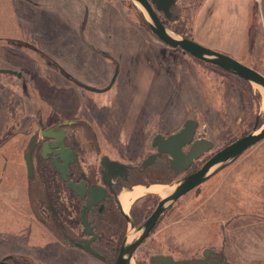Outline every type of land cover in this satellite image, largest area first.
Segmentation results:
<instances>
[{
	"label": "rangeland",
	"instance_id": "1",
	"mask_svg": "<svg viewBox=\"0 0 264 264\" xmlns=\"http://www.w3.org/2000/svg\"><path fill=\"white\" fill-rule=\"evenodd\" d=\"M196 1L178 0L173 8L178 19L165 20L159 12L163 23L173 33L182 37L189 33L198 44L264 71V10L256 13V26L250 27V37L243 43L251 6L258 7L264 0H203L198 9ZM145 19L130 0H0V69L22 74L21 78L0 74V155L4 152L11 163L6 176H20L21 171L20 193L29 188L23 158L29 135L16 136L32 120L47 127L85 107L86 117L100 130L111 111L119 117L103 123L123 133L113 137L116 144L104 154L125 160L142 154L135 149L136 132L149 134L152 141L158 133L167 137L194 120L196 134L206 129L213 147L184 176L255 125L264 126L263 92L167 46ZM82 31L95 50L113 56L114 62L95 58L82 41ZM115 66L120 76L108 93L93 94L69 85L62 75L107 87ZM99 67L104 69L100 76L96 75ZM78 96L84 103L78 102ZM164 169V177L151 174L161 187L177 180L169 168ZM153 196L157 205L161 196ZM156 226L146 239L166 249L175 246L201 256L203 249L218 248L225 250L232 264H264V140L179 198Z\"/></svg>",
	"mask_w": 264,
	"mask_h": 264
},
{
	"label": "flooded vegetation",
	"instance_id": "2",
	"mask_svg": "<svg viewBox=\"0 0 264 264\" xmlns=\"http://www.w3.org/2000/svg\"><path fill=\"white\" fill-rule=\"evenodd\" d=\"M83 43L89 47L95 58L99 60L109 59L114 62L113 56L95 50L87 41L86 43L83 41ZM115 68L116 70L107 87H96L92 84L79 82L77 79L64 74L65 72L62 75L69 85H75L85 91L88 90L80 86V84L103 90L111 85L115 77L113 85L104 92L108 93L113 90L120 76L118 67L115 66ZM96 73V75L99 74L98 76H100L104 73V69L99 67L96 69ZM129 76L130 73H128V78ZM88 92L95 94L92 91ZM115 99H119V97ZM77 100L78 102H83L80 96L77 97ZM117 102L116 100L114 103ZM83 108L79 110L77 115L52 123L47 127H44L40 122L32 120L28 129L21 130L16 136L17 138L29 135L28 144L32 138L37 140L32 153L33 180L28 178L25 153L23 156L26 166V177L29 181V188H27L26 194L20 193L23 189L21 171L18 169L20 176L17 174L16 177L6 176L11 163H9V158L4 152L0 155V262L6 264H117L124 238L131 229L126 216L138 228L152 215L155 210L152 212V207H157L159 202H157V205L154 204L156 199L153 196L154 194H143L137 200H132L127 213L121 204V200L123 195L140 187L151 186L152 188L156 187L155 184H159L158 187H161L159 179L158 181L151 180V174H155L160 178L166 176L167 173L164 168L167 166L162 161L168 162V155L161 153V158L158 162L152 164L148 169H143L144 160L151 155L160 153L158 148L153 145V140L149 139V134L144 135L145 133L143 132H136L139 142H136L135 149L138 153L142 152L141 155H136V158L125 160L114 158L108 153L104 154L108 146L112 148L116 144V140L113 137L122 136L123 131L119 132L117 129H109V125H105L103 122H111L113 121L112 118L115 119L119 116L110 114L111 111L107 112L109 117L101 121L100 130H95L91 121L86 117ZM78 121L87 123L91 129L81 124L60 125V129L64 131L65 135V150L68 149L70 154L73 151L75 155V157L68 156L65 159L71 162L68 170L69 180L65 181L57 171L54 161L56 159L60 165H63L64 162L61 157L65 155L56 154L60 150L52 146V143H56V141L54 139H44L41 136V132L58 124ZM158 134L166 137L164 134ZM197 135L199 134L195 136L197 137ZM145 136L147 137L143 141ZM132 137L133 135H131ZM129 147H127V150ZM189 147L185 146L183 151L186 152ZM20 157L21 155H19ZM104 157L126 166L128 169L127 178L122 177L119 181L112 180V184L108 185L103 176L102 159ZM92 158L96 160L92 161ZM18 166H22V163L15 167L18 168ZM173 176L175 175L173 174ZM182 177H184L183 173L177 176L176 179L178 180ZM174 181L176 180L171 182ZM69 182L80 187L85 185L86 190L98 188L101 192H104L103 199L96 205L86 208L85 202H88L87 207H89L90 196L87 194L83 200L81 196L72 190ZM159 195L161 196V194ZM50 207L57 213L61 228L67 237L61 235ZM13 215H19L20 217L17 216L14 219L11 217ZM86 223L91 231L89 234H87ZM156 227L148 236V239L153 235ZM69 239L88 241L91 250L105 257V260L94 256L83 248L73 246L68 243ZM206 251L211 252L209 253L211 254L209 258L205 257ZM166 260L183 264H232L228 260L225 250L222 249L206 248L203 249L201 256H197L188 249H176L175 246L166 249L163 245L156 244V242H148L147 239L134 250L130 264H162V261Z\"/></svg>",
	"mask_w": 264,
	"mask_h": 264
},
{
	"label": "water",
	"instance_id": "3",
	"mask_svg": "<svg viewBox=\"0 0 264 264\" xmlns=\"http://www.w3.org/2000/svg\"><path fill=\"white\" fill-rule=\"evenodd\" d=\"M138 3L145 13L148 16V26L151 31L159 38L161 42L166 44L167 46L178 48L188 53L191 57L202 61L204 63H208L212 66L218 67L228 73H231L244 81L248 82L251 85H255L260 89L264 90V75L254 68L243 64L242 62L205 46H202L195 42L194 40L188 39L186 37H182L177 33L171 32L167 26L163 23L162 18L159 15V12L163 14V16L167 20L177 19V15L173 13V8L177 4L178 0H132ZM82 40H86L84 38L83 31L81 32ZM90 46V45H89ZM0 74H9L15 75L19 78L22 77L21 73H18L13 70H5L0 69ZM115 77L111 83V85L103 90H98L91 87H86L80 84V86L84 87L88 91L103 93L107 91L114 83ZM76 125L81 124L86 126L88 129L91 127L84 122H66L63 124H58L48 128L45 131L41 132V136L44 139H54L56 141L52 143L53 147H57L60 150L56 152V154H64V157H61L64 162L63 165H60L58 161L55 159V166L57 171L61 174L62 178L65 181H68V170L70 161L65 160L70 157H75L74 152L66 149L64 140L65 135L64 131L60 129V125ZM198 124L194 120H187L181 130L176 133L170 134L167 137L163 135H156L153 138V145L158 148L160 152L157 155H151L146 160H144L142 164L143 169H148L152 164L159 161L161 158V153L167 154L169 159L168 162L162 161L175 176H178L184 172H186L195 161L199 160L202 156H204L210 149L213 147V143L210 142L207 138H205L206 129H204L203 134L196 135V129ZM257 132V133H256ZM196 137V139H195ZM264 140V127H258L255 125L250 133L247 135L233 141L223 149L219 150L215 153L209 160H207L200 169L195 171L192 174L186 175L172 183H170L168 188L170 192L164 198H161L159 204L155 208L152 215L145 221L143 225L136 228L133 221L126 216L129 221L131 229L126 234L124 238V243L122 246L121 253L118 258L117 264H130V260L132 258V254L134 250L152 233L155 226L160 222L161 218L164 216L165 212L182 196L188 194L194 189L198 188L202 184L209 181L212 177L217 175L223 169L234 163L244 152L257 145L258 143ZM37 140L32 138L28 144V147L25 152L27 173L29 180H33V162H32V153L36 146ZM185 146H190L189 149L184 152L183 148ZM103 164V176L104 180L108 185L112 184V180L121 179L122 177L127 178L128 169L126 166L111 161L108 158L104 157L102 159ZM70 183V187L72 190L81 196L84 200L86 195L90 196V204L87 207L88 202H85L86 208H90L92 205H96L101 199H103L104 192H101L98 188H93L92 190H86L85 185L77 186ZM151 187V186H149ZM147 194H152L149 192ZM51 211L54 214L56 224L59 227V231L61 235L67 237L64 231L61 228V224L55 210L50 207ZM85 219V218H84ZM87 225V234L91 233L90 229ZM68 239V238H67ZM70 244L75 247L83 248L93 254L94 256L99 257L100 259L105 260V257L102 255L96 254L91 250L88 241H75L69 239ZM210 251L205 252V257L209 258L211 256ZM0 264H6L4 262H0ZM162 264H183V263H172L171 260L162 261Z\"/></svg>",
	"mask_w": 264,
	"mask_h": 264
},
{
	"label": "bare ground",
	"instance_id": "4",
	"mask_svg": "<svg viewBox=\"0 0 264 264\" xmlns=\"http://www.w3.org/2000/svg\"><path fill=\"white\" fill-rule=\"evenodd\" d=\"M130 1H132V0H130ZM133 2V1H132ZM135 5H137V7L138 8H140V10L144 13V15H145V20H146V22H148V16H147V14L145 13V11L143 10V8L138 4V3H136L135 1L133 2ZM161 15V14H160ZM148 24V23H147ZM154 34V33H153ZM155 35V34H154ZM156 36V35H155ZM157 37V36H156ZM158 38V37H157ZM159 39V38H158ZM254 87H256L258 90H260L261 92H263L264 93V90H262V89H260L259 87H257V86H255L254 85ZM264 127V126H263ZM257 133V132H256ZM205 138H206V135H205ZM133 191H135V192H133ZM143 192H144V194H147V193H149V192H152L153 194H161V195H163V197L162 198H164L166 195H168L169 194V192H170V189L168 188V186H162L161 187V189L159 188V189H153V187L151 188V187H140V188H137L136 190H132L130 193H132V195H125V197H124V199H122L121 200V204L124 206V210H125V212L127 213V208L130 206V204H131V201L132 200H134V198L136 197L135 195H140V194H143ZM124 196V195H123Z\"/></svg>",
	"mask_w": 264,
	"mask_h": 264
},
{
	"label": "crops",
	"instance_id": "5",
	"mask_svg": "<svg viewBox=\"0 0 264 264\" xmlns=\"http://www.w3.org/2000/svg\"><path fill=\"white\" fill-rule=\"evenodd\" d=\"M203 2V1H202ZM264 3H262L261 5H259L258 7H255V5H252L251 6V14H252V16H251V19H250V23H249V28H248V30H247V35H246V37H245V39H244V41H243V43L247 40V37H250V33H251V30H250V27L252 28V26H256V20H255V18H256V13H259V12H262L263 10H264V7H262V5H263ZM198 9V8H197ZM261 9V10H260ZM197 11V10H196ZM257 18L259 19L260 17H259V15L257 16ZM243 43H242V45H241V50H242V47H243ZM257 71H259L260 73H262L263 75H264V71H262V70H257Z\"/></svg>",
	"mask_w": 264,
	"mask_h": 264
},
{
	"label": "trees",
	"instance_id": "6",
	"mask_svg": "<svg viewBox=\"0 0 264 264\" xmlns=\"http://www.w3.org/2000/svg\"><path fill=\"white\" fill-rule=\"evenodd\" d=\"M202 1L203 0H197L196 1V6H197V8L200 6V4L202 3ZM176 6V5H175ZM177 19H178V17H177ZM165 20H167L166 18H165ZM190 31V30H189ZM190 33H191V31H190ZM185 37H187V38H189V39H191L192 38V36L191 35H189V33H186V35H184ZM193 39V38H192ZM256 70H259V69H257V68H255Z\"/></svg>",
	"mask_w": 264,
	"mask_h": 264
}]
</instances>
